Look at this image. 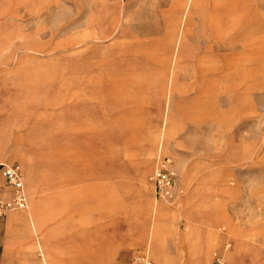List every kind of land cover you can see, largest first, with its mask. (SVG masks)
I'll return each instance as SVG.
<instances>
[{
	"label": "rangeland",
	"instance_id": "obj_1",
	"mask_svg": "<svg viewBox=\"0 0 264 264\" xmlns=\"http://www.w3.org/2000/svg\"><path fill=\"white\" fill-rule=\"evenodd\" d=\"M0 139L59 264H264V0H0Z\"/></svg>",
	"mask_w": 264,
	"mask_h": 264
},
{
	"label": "crops",
	"instance_id": "obj_2",
	"mask_svg": "<svg viewBox=\"0 0 264 264\" xmlns=\"http://www.w3.org/2000/svg\"><path fill=\"white\" fill-rule=\"evenodd\" d=\"M105 34L106 32L102 30L103 38L106 37ZM95 35H97V33ZM7 143L8 141L6 139H0V185L3 184V187L4 180L1 166L4 164L16 165V163H2V161L7 158L8 153L11 152V150L7 149ZM178 214L179 211L176 209L165 210L163 213L156 216V221L159 223L165 218H170L175 221ZM18 233L20 234V238H15V235L17 236ZM21 240L28 243L31 249H33V247L37 249L38 254L42 257L43 264H59L53 257L52 248L49 247L46 242V235L42 231V226L34 232L33 226L26 220V214H11L0 220V264H37L29 259L28 250L20 244ZM46 257L47 262L45 259Z\"/></svg>",
	"mask_w": 264,
	"mask_h": 264
},
{
	"label": "built area",
	"instance_id": "obj_3",
	"mask_svg": "<svg viewBox=\"0 0 264 264\" xmlns=\"http://www.w3.org/2000/svg\"><path fill=\"white\" fill-rule=\"evenodd\" d=\"M4 187L10 198H0V220L8 213L24 211L28 208V199L23 184V176L18 165L4 164L1 166ZM154 194L157 199L171 201L175 196V174L168 163L158 160L152 177Z\"/></svg>",
	"mask_w": 264,
	"mask_h": 264
},
{
	"label": "bare ground",
	"instance_id": "obj_4",
	"mask_svg": "<svg viewBox=\"0 0 264 264\" xmlns=\"http://www.w3.org/2000/svg\"><path fill=\"white\" fill-rule=\"evenodd\" d=\"M150 162H151V157L147 160V162H146V166L145 167H149V164H150ZM142 167V166H141ZM145 169V168H144ZM147 170H148V168H147ZM31 174L33 175V172L29 169V171H28V176L30 175L31 176ZM146 174V172L142 175V177L144 176ZM33 182V179H30L29 180V184H31ZM144 183V182H143ZM187 198H189V197H187ZM144 206H145V203H144ZM180 206H181V204H180ZM147 208L148 209H152L153 208V206H152V204H147ZM184 210V209H183ZM182 210V211H183ZM26 220H27V222L30 224V225H32L33 226V229H34V232H36L37 231V229H39L41 226H42V221L39 223V225L38 224H34L33 223V220H34V216H33V213H32V211H29L28 213H26ZM150 246V245H149ZM38 248V247H37ZM44 261V260H43ZM150 264V263H149Z\"/></svg>",
	"mask_w": 264,
	"mask_h": 264
}]
</instances>
